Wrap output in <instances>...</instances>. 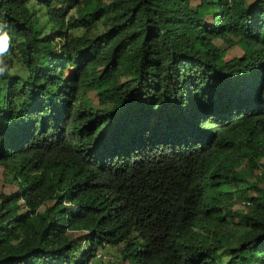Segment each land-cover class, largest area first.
<instances>
[{
	"label": "trees",
	"instance_id": "1",
	"mask_svg": "<svg viewBox=\"0 0 264 264\" xmlns=\"http://www.w3.org/2000/svg\"><path fill=\"white\" fill-rule=\"evenodd\" d=\"M0 25V264L107 246L112 264H264L247 179L264 171V0H0Z\"/></svg>",
	"mask_w": 264,
	"mask_h": 264
},
{
	"label": "rangeland",
	"instance_id": "2",
	"mask_svg": "<svg viewBox=\"0 0 264 264\" xmlns=\"http://www.w3.org/2000/svg\"><path fill=\"white\" fill-rule=\"evenodd\" d=\"M36 6L38 8L40 7L39 14L41 15L42 22L48 23L50 30H56L57 28H55V26L49 21V18L46 14V11L43 8L42 3H40V6L38 5ZM77 32L79 33L81 32V30H78ZM240 53H241V49L239 47H233L228 50L227 56L232 57ZM262 170H264V167L262 168ZM263 172L264 171L261 172L258 169L254 171V173H249L247 175V179L250 181H259L260 182L259 184L264 186V173ZM0 187L4 190L15 188L14 184L7 181L4 175L3 169L1 167H0ZM244 208H245V204H243V201H242V202L236 203L230 209V214L234 216L233 218L235 222L237 223L234 226L237 230L235 231V238L232 239L233 242L236 241V238H238L244 230V227H242V225L239 224L240 223L239 216H236L237 212L243 211ZM118 255H119V251L116 247L107 246L104 249L99 250L96 259H93L90 262V264H112L113 262H116L117 260H119Z\"/></svg>",
	"mask_w": 264,
	"mask_h": 264
},
{
	"label": "clouds",
	"instance_id": "3",
	"mask_svg": "<svg viewBox=\"0 0 264 264\" xmlns=\"http://www.w3.org/2000/svg\"><path fill=\"white\" fill-rule=\"evenodd\" d=\"M11 37L8 31L4 29L3 25H0V55H7L9 51ZM7 71V65L3 59H0V74Z\"/></svg>",
	"mask_w": 264,
	"mask_h": 264
},
{
	"label": "built area",
	"instance_id": "4",
	"mask_svg": "<svg viewBox=\"0 0 264 264\" xmlns=\"http://www.w3.org/2000/svg\"><path fill=\"white\" fill-rule=\"evenodd\" d=\"M98 255V254H97Z\"/></svg>",
	"mask_w": 264,
	"mask_h": 264
}]
</instances>
